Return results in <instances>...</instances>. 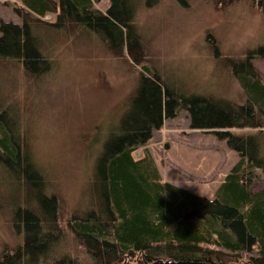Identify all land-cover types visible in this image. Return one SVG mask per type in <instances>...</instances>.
Listing matches in <instances>:
<instances>
[{
    "label": "trees",
    "instance_id": "obj_1",
    "mask_svg": "<svg viewBox=\"0 0 264 264\" xmlns=\"http://www.w3.org/2000/svg\"><path fill=\"white\" fill-rule=\"evenodd\" d=\"M20 0L12 7L16 24L0 21V65L17 67L31 80L47 75L44 33L74 38L90 32L116 58L140 66L129 95L131 105L98 156L86 205L70 216L68 229L89 258L87 264H264V189L251 191L254 170L264 175V83L252 65L264 59V44L241 58L226 60L241 90V102L185 93L144 65L145 49L134 24V0ZM185 6L184 0H177ZM244 1L264 21V0H213L218 7ZM55 15L53 23L43 19ZM218 59L215 43L209 46ZM0 100V166L21 188L14 228L21 242L0 253V264H85L56 256L60 205L47 188L18 131L19 111ZM185 110L192 130L211 131L237 153L213 199L161 180L149 154H132L145 145L164 120ZM254 130L234 134L232 130Z\"/></svg>",
    "mask_w": 264,
    "mask_h": 264
},
{
    "label": "rangeland",
    "instance_id": "obj_2",
    "mask_svg": "<svg viewBox=\"0 0 264 264\" xmlns=\"http://www.w3.org/2000/svg\"><path fill=\"white\" fill-rule=\"evenodd\" d=\"M134 1L133 22L144 45L147 68L187 94L241 102V90L229 75L226 60L241 58L264 44V21L257 10L244 1L223 8L213 0H184L185 6L177 0ZM20 4V0H0V21L19 24L12 7ZM107 6V0L95 4L102 13ZM55 17L43 20L53 23ZM41 32L52 69L31 80L18 66L0 65V100L19 111L21 138L48 190L57 196L61 235L55 255L73 256L87 264L89 258L68 222L74 211L86 205L93 166L129 110V95L142 70L127 57L109 55L90 32L74 38ZM212 41L220 52L218 59L209 47ZM252 65L264 83V59H255ZM255 132L232 130L234 134ZM146 154L163 182L207 199L214 198L239 160L213 132L190 129L185 110L164 120L132 157L139 160ZM254 174L251 191L258 192L264 189V175L259 170ZM21 196L15 176L0 166V253L21 242L14 228Z\"/></svg>",
    "mask_w": 264,
    "mask_h": 264
},
{
    "label": "water",
    "instance_id": "obj_3",
    "mask_svg": "<svg viewBox=\"0 0 264 264\" xmlns=\"http://www.w3.org/2000/svg\"><path fill=\"white\" fill-rule=\"evenodd\" d=\"M165 148H167V146H165Z\"/></svg>",
    "mask_w": 264,
    "mask_h": 264
}]
</instances>
